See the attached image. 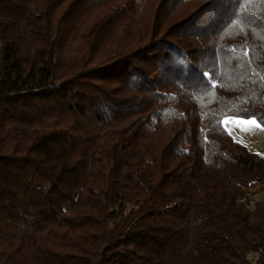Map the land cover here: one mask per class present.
Wrapping results in <instances>:
<instances>
[{
    "label": "trees",
    "instance_id": "16d2710c",
    "mask_svg": "<svg viewBox=\"0 0 264 264\" xmlns=\"http://www.w3.org/2000/svg\"><path fill=\"white\" fill-rule=\"evenodd\" d=\"M261 77L264 0H0V264H264Z\"/></svg>",
    "mask_w": 264,
    "mask_h": 264
},
{
    "label": "rangeland",
    "instance_id": "374dc122",
    "mask_svg": "<svg viewBox=\"0 0 264 264\" xmlns=\"http://www.w3.org/2000/svg\"><path fill=\"white\" fill-rule=\"evenodd\" d=\"M252 119L227 116L222 119V124L235 140L264 155V127H256L251 123Z\"/></svg>",
    "mask_w": 264,
    "mask_h": 264
},
{
    "label": "snow or ice",
    "instance_id": "6c2138e0",
    "mask_svg": "<svg viewBox=\"0 0 264 264\" xmlns=\"http://www.w3.org/2000/svg\"><path fill=\"white\" fill-rule=\"evenodd\" d=\"M249 22H250V21H249ZM243 54H244V55H247V54H248V53H247V50H245ZM205 75H208V74L206 73ZM253 75H258V73H255V72H254ZM261 80L264 81V77H261ZM251 123L255 124L256 127H258V128H259V127H262V125H264V121H261L260 123H257L256 119H254V118L251 120Z\"/></svg>",
    "mask_w": 264,
    "mask_h": 264
}]
</instances>
